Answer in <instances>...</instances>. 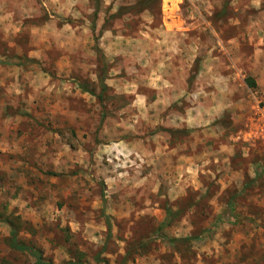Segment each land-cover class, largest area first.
I'll list each match as a JSON object with an SVG mask.
<instances>
[{"label": "rangeland", "instance_id": "rangeland-1", "mask_svg": "<svg viewBox=\"0 0 264 264\" xmlns=\"http://www.w3.org/2000/svg\"><path fill=\"white\" fill-rule=\"evenodd\" d=\"M258 107L264 0H0V264H264Z\"/></svg>", "mask_w": 264, "mask_h": 264}, {"label": "trees", "instance_id": "trees-1", "mask_svg": "<svg viewBox=\"0 0 264 264\" xmlns=\"http://www.w3.org/2000/svg\"><path fill=\"white\" fill-rule=\"evenodd\" d=\"M245 82L248 86H254V81L248 77L245 79ZM107 224H108V229L110 228L109 226V222L107 221ZM10 245L11 247H13L14 249H17V250H21V251H26L28 252L32 257H34L35 259V262L34 264H53L52 262H49V261H46L41 252L39 251V249H36V248H33V247H29L23 243H19L16 239V234H15V231H11V236H10ZM65 264H78L76 262H67Z\"/></svg>", "mask_w": 264, "mask_h": 264}, {"label": "built area", "instance_id": "built-area-1", "mask_svg": "<svg viewBox=\"0 0 264 264\" xmlns=\"http://www.w3.org/2000/svg\"><path fill=\"white\" fill-rule=\"evenodd\" d=\"M255 117L257 122V131L262 139H264V108L258 107Z\"/></svg>", "mask_w": 264, "mask_h": 264}]
</instances>
